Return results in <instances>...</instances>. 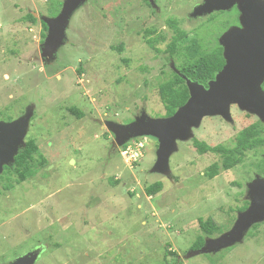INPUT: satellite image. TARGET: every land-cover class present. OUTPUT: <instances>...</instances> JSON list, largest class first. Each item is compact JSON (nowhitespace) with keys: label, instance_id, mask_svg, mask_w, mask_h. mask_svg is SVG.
Instances as JSON below:
<instances>
[{"label":"rangeland","instance_id":"374dc122","mask_svg":"<svg viewBox=\"0 0 264 264\" xmlns=\"http://www.w3.org/2000/svg\"><path fill=\"white\" fill-rule=\"evenodd\" d=\"M59 2L0 0V121H14L32 107L25 138L35 139L46 159L21 184L11 174L8 191L2 190L4 170L0 174V264L37 249L34 264H264V220L231 247L186 258L199 236L216 238L237 219L239 212L233 222L225 216L236 190L228 186L232 177L203 176L225 154L215 146L232 143L235 131L220 116L205 117L194 139L218 152L199 154L192 139L177 142L170 175L151 173L158 142L140 137L119 146L106 124L126 125L142 111L164 117L157 75L169 67L131 41L124 27L128 0H87L71 16L54 59L46 61L40 17L50 18L48 9ZM28 13L37 16L36 24L25 21ZM71 106L82 118L67 112ZM233 118L238 128L250 123L239 113ZM155 182L162 191L147 197L145 187ZM210 215L220 231L206 236L198 222Z\"/></svg>","mask_w":264,"mask_h":264},{"label":"water","instance_id":"95a60500","mask_svg":"<svg viewBox=\"0 0 264 264\" xmlns=\"http://www.w3.org/2000/svg\"><path fill=\"white\" fill-rule=\"evenodd\" d=\"M86 1L63 0L57 16L40 17L41 22L47 26L41 54L46 61L54 59L57 50L64 44L71 16ZM250 2L248 9L243 8V20L264 23V0H248ZM221 43L225 45V65L206 88L183 77L189 97L173 115L151 118L142 111L139 117L126 125L106 124L119 146L140 137H151L158 142L151 173L169 176V159L177 151V142L191 140L194 137L193 129L199 128L205 117L220 116L228 120L232 104L257 116L264 124V92L260 87L264 80V26L259 29L248 27L229 31ZM32 115V107H28L24 115L16 120L0 121V174L4 167L13 164L19 150L25 147ZM249 196V206L238 213L229 231L216 238L205 239L203 245L189 252L186 258L216 254L231 247L242 240L250 227L263 221L264 180H256L250 185ZM40 252L41 249L31 251L8 264H34Z\"/></svg>","mask_w":264,"mask_h":264},{"label":"flooded vegetation","instance_id":"af4514ba","mask_svg":"<svg viewBox=\"0 0 264 264\" xmlns=\"http://www.w3.org/2000/svg\"><path fill=\"white\" fill-rule=\"evenodd\" d=\"M247 2L248 0H128V18L124 21L128 27H124L130 30V38L134 44L143 45L148 49V52L153 53L152 57L164 61L162 67L164 65L169 67V71H165V69L159 71L157 75L159 85L171 79L173 74L181 79L187 78L181 73V69L189 67L190 63L196 67L198 59H212L219 49H221L224 65L225 47L220 43V36L229 30H243L258 26V23H249L243 20V8ZM190 46L195 47L193 52L189 51ZM132 52L134 53L133 49ZM139 70L147 72V67L140 65ZM209 82L210 80L205 83H196L206 88ZM260 87L264 92V80ZM134 98H136L135 95ZM229 112L228 120H223L221 117L220 119L235 131L234 139L232 143L228 141L227 144L215 146L223 150L225 154L220 164H217L218 173L212 179L222 173H228L232 177L228 181V186L236 190L227 198L226 203L229 209L225 216H229L230 221L232 219L233 222V214L236 215L245 210L244 206H249L250 185L256 180H264V150L259 151L264 149V143H262L264 124L257 116L241 110L236 104L230 106ZM236 113L242 114L250 123L238 128L240 123L233 118ZM252 118H254V122H251ZM249 127H254L250 139L253 142H258L259 145L257 147L254 145L251 149H240L237 145L238 137ZM194 138L195 136L191 141L194 142ZM225 157L240 158L241 162L222 169V161ZM214 164L216 163L214 162L208 167ZM212 217L210 215L202 219L214 220ZM205 238L208 237L204 236Z\"/></svg>","mask_w":264,"mask_h":264},{"label":"trees","instance_id":"16d2710c","mask_svg":"<svg viewBox=\"0 0 264 264\" xmlns=\"http://www.w3.org/2000/svg\"><path fill=\"white\" fill-rule=\"evenodd\" d=\"M61 3H56L52 5L48 9V15L50 17L56 16L60 10ZM25 21L36 24L38 20L31 14L28 13L25 17ZM41 41L45 39L47 26L41 22ZM189 51L193 52L195 50L194 46L189 47ZM117 52L121 53L123 51L122 46H117L115 49ZM224 61L221 54V49L216 52L215 56L208 60L206 58L198 59L196 63V67L192 66L190 63L189 67H185V69H181V73L184 74L190 81H194V83L203 82L205 83L208 80H213L218 72L223 68ZM81 73V70L78 71ZM191 81V82H192ZM158 94L159 99L164 107L165 114L164 117H169L174 114L177 108L181 107L187 101L189 97V93L185 84L184 79H181L177 75L173 74L172 78L160 83L158 85ZM67 112L75 117L76 119H80L83 116V113L77 109L76 107H68ZM254 127H249L245 129L241 135L238 137L237 145L238 148L251 149L254 145L257 147L259 145L258 142H253L251 137V131ZM264 143V140L262 141ZM194 147L199 152V154H205L208 152H218V148H211L205 143H200L196 140L193 142ZM238 162H241L240 158H224L222 161V169H227L236 165ZM46 165V159L39 151L38 144L35 139H26L25 138V147L21 148L14 158L13 164L9 167H4V172L2 175H5V179L3 182H7L6 184H2V190L8 191L14 185L10 183L9 176L11 174L15 175V184H21L22 182L28 180L33 177L35 173L38 172L40 168H43ZM218 173V165L214 164L208 167L203 176L208 179H212ZM111 184L115 186L117 182L111 180ZM163 189V185L161 182H155L144 189V193L147 197H154L156 194L161 192ZM247 207L244 206L243 209ZM199 229L206 235L212 236L214 233L219 232V226L212 220H202L199 219ZM204 243L203 236H199L196 241L193 243V249L200 248ZM171 254V253H170Z\"/></svg>","mask_w":264,"mask_h":264},{"label":"built area","instance_id":"2783aa9c","mask_svg":"<svg viewBox=\"0 0 264 264\" xmlns=\"http://www.w3.org/2000/svg\"><path fill=\"white\" fill-rule=\"evenodd\" d=\"M138 146H140V145H138ZM129 149V148H128ZM128 149H127V152H129L130 153V149H129V151H128Z\"/></svg>","mask_w":264,"mask_h":264}]
</instances>
